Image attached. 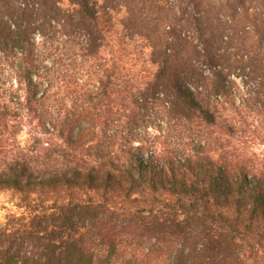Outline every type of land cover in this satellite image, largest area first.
Segmentation results:
<instances>
[{
  "label": "trees",
  "instance_id": "obj_1",
  "mask_svg": "<svg viewBox=\"0 0 264 264\" xmlns=\"http://www.w3.org/2000/svg\"><path fill=\"white\" fill-rule=\"evenodd\" d=\"M201 3L0 0V264H264V0Z\"/></svg>",
  "mask_w": 264,
  "mask_h": 264
},
{
  "label": "rangeland",
  "instance_id": "obj_2",
  "mask_svg": "<svg viewBox=\"0 0 264 264\" xmlns=\"http://www.w3.org/2000/svg\"><path fill=\"white\" fill-rule=\"evenodd\" d=\"M201 4L199 7V10L203 12L208 8L209 5H214L216 0H201ZM248 2V1H247ZM220 13L215 15V11L211 9V15L209 18V22L212 21V26L214 29V33L216 35L226 34V33H234V32H240L242 30L243 25H240L236 28H230L229 25H233L236 21L240 20L241 23H245V21L242 20V16H236L235 20L232 22L228 18L225 17H218ZM99 18L101 20L100 26L103 28V30L106 32V36L109 40V43L111 44V47L113 50H116L120 46L121 38H120V31L118 26L114 24V19L109 20L108 15H106L104 12H99ZM263 18V17H262ZM117 19V17H116ZM226 21L227 24H222L219 21ZM191 34V32H189ZM235 44V43H234ZM230 51H233L231 48L237 49L239 46L230 45L228 46ZM238 88L240 92H242V99L246 95V90L248 89V86H246L243 82L237 80L236 81ZM253 114H250L249 119L247 120L248 126L242 125V139L241 141L236 142L234 145L237 147L238 150L242 149V153L246 154L248 157L247 160H250L253 164H255L256 169H252L250 166L253 165L252 163L246 165L249 170H254L255 173H248L247 178H251L254 174H256V171L259 170L257 168H260L261 166H264V130L257 127L254 120L256 118ZM243 122V121H242ZM247 162V161H246ZM254 166V165H253ZM13 213H19L18 210L13 206L11 203V199L8 195L1 194L0 193V226L2 222H4V219L9 214ZM136 258L139 259L140 254H135ZM153 259H151L152 261Z\"/></svg>",
  "mask_w": 264,
  "mask_h": 264
}]
</instances>
